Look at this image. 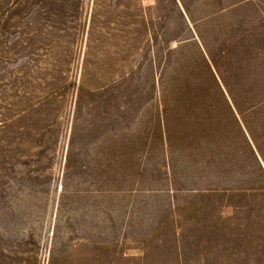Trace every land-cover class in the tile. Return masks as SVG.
Segmentation results:
<instances>
[{
  "label": "rangeland",
  "instance_id": "rangeland-1",
  "mask_svg": "<svg viewBox=\"0 0 264 264\" xmlns=\"http://www.w3.org/2000/svg\"><path fill=\"white\" fill-rule=\"evenodd\" d=\"M0 264H264V0H0Z\"/></svg>",
  "mask_w": 264,
  "mask_h": 264
}]
</instances>
